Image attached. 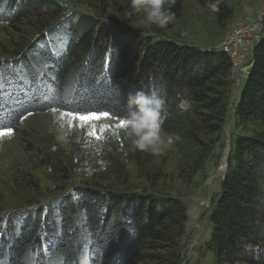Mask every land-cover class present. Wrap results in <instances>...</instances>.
Listing matches in <instances>:
<instances>
[{
    "label": "trees",
    "instance_id": "obj_1",
    "mask_svg": "<svg viewBox=\"0 0 264 264\" xmlns=\"http://www.w3.org/2000/svg\"><path fill=\"white\" fill-rule=\"evenodd\" d=\"M185 1L177 0L171 9L175 20L162 30L180 20ZM204 1L218 24L233 17L229 0ZM28 18L40 20L38 35L16 56L0 61V125L20 132L25 116L49 110L108 112L122 119L130 92H156L169 101L163 128L179 137L174 143L181 159L189 163L195 157L191 176L203 169L227 118L232 86L227 54L113 29L90 14L69 15L55 0H0V22ZM234 117L236 133L209 215L206 248L218 264H264V36ZM207 139L210 152L198 156ZM187 219V206L178 197L78 188L41 210L0 219V259L5 264H178ZM106 229L118 239L102 242Z\"/></svg>",
    "mask_w": 264,
    "mask_h": 264
},
{
    "label": "rangeland",
    "instance_id": "obj_2",
    "mask_svg": "<svg viewBox=\"0 0 264 264\" xmlns=\"http://www.w3.org/2000/svg\"><path fill=\"white\" fill-rule=\"evenodd\" d=\"M55 1L69 15L90 14L113 29L211 50L220 49L219 45L240 23L258 18L264 11V0H229L234 15L227 24H218L210 5L204 0H186L180 20L164 31L155 26L149 30L140 25L130 0ZM39 21L28 18L0 22V61L16 56L28 40L35 37L39 32ZM248 60L243 69L239 66V71L233 73L232 70L223 134L215 141L206 165L194 176L191 172L196 166L195 157L189 163L182 160L175 143L159 156L133 151L120 127L122 119L110 115L107 119L83 122L78 116L87 114L70 116L61 110L28 114L21 121L20 132L14 131L10 137L0 139V219L12 212L41 210L55 199L65 200L72 196L78 188L170 195L180 198L187 206L188 219L179 242L181 257L178 264H218L213 252L206 248L211 231L209 215L221 189L219 170L227 147V126L231 146L236 133L234 111L253 57ZM54 113L66 122L65 131L70 129L66 143L56 138ZM93 132L101 138H94ZM209 144V139L201 144L198 156L207 154ZM95 146H100L99 150ZM185 163L190 165V172L184 167ZM179 165L184 167L180 173L176 171Z\"/></svg>",
    "mask_w": 264,
    "mask_h": 264
},
{
    "label": "clouds",
    "instance_id": "obj_3",
    "mask_svg": "<svg viewBox=\"0 0 264 264\" xmlns=\"http://www.w3.org/2000/svg\"><path fill=\"white\" fill-rule=\"evenodd\" d=\"M177 0H130L131 8L138 16V23L145 29L155 26L166 29L175 20L171 9ZM213 11L219 9L211 5ZM181 107H186L182 104ZM127 112L122 118L123 132L129 140L133 151L139 150L153 155L165 154L178 136L165 132L163 125L170 115L169 101L164 94L143 90L130 92L127 96ZM53 122L57 126V140L67 142L70 129L65 131L66 122L58 114H53ZM119 139V136L116 137ZM99 150L100 146H95Z\"/></svg>",
    "mask_w": 264,
    "mask_h": 264
},
{
    "label": "built area",
    "instance_id": "obj_4",
    "mask_svg": "<svg viewBox=\"0 0 264 264\" xmlns=\"http://www.w3.org/2000/svg\"><path fill=\"white\" fill-rule=\"evenodd\" d=\"M263 32L264 11L260 13L258 18L240 23L219 45L220 50L231 58L233 73L239 71V66L243 69L248 58L249 60L252 59L255 47L263 37Z\"/></svg>",
    "mask_w": 264,
    "mask_h": 264
},
{
    "label": "snow or ice",
    "instance_id": "obj_5",
    "mask_svg": "<svg viewBox=\"0 0 264 264\" xmlns=\"http://www.w3.org/2000/svg\"><path fill=\"white\" fill-rule=\"evenodd\" d=\"M3 79H4V74L0 72V110L3 109ZM67 115L74 116V113H67ZM110 113L104 112V113H98V112H91L90 114L87 115H79L78 119L83 122H89L93 120H100V119H107L110 117ZM23 118V117H21ZM120 127H123L122 122L120 123ZM14 133V130L11 126H6V125H0V139H3L5 137H10ZM91 135L94 136V138L99 139L101 138L99 134L96 132H93ZM103 241L105 244L109 243L112 239H118V237L108 235L107 229L105 230L104 233H102ZM51 245L54 247L55 246V241L50 242ZM45 255H50L49 252H45ZM0 264H5V260L0 259Z\"/></svg>",
    "mask_w": 264,
    "mask_h": 264
},
{
    "label": "water",
    "instance_id": "obj_6",
    "mask_svg": "<svg viewBox=\"0 0 264 264\" xmlns=\"http://www.w3.org/2000/svg\"><path fill=\"white\" fill-rule=\"evenodd\" d=\"M228 132H229V126H227V128H226V132H225V134H226V138H227V147H226V150H227V152H225L226 153V162H225V164H224V170H223V173H222V175H223V177H222V180L226 177V175H227V169H228V157H229V155H230V153H231V150H232V146L229 144V136H228Z\"/></svg>",
    "mask_w": 264,
    "mask_h": 264
},
{
    "label": "bare ground",
    "instance_id": "obj_7",
    "mask_svg": "<svg viewBox=\"0 0 264 264\" xmlns=\"http://www.w3.org/2000/svg\"><path fill=\"white\" fill-rule=\"evenodd\" d=\"M225 152H227V150H226ZM225 152H224V160H223V164H222L221 169L219 170V173H220V174L223 173V170H224V164H225V162H226V153H225ZM222 177H223V175H222ZM213 178H214V175L211 176V179H213Z\"/></svg>",
    "mask_w": 264,
    "mask_h": 264
}]
</instances>
